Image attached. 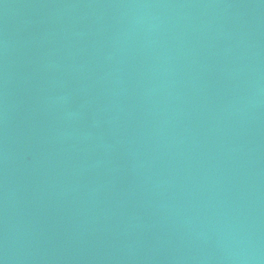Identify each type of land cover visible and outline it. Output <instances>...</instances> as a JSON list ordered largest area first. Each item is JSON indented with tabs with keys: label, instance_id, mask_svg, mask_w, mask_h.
Segmentation results:
<instances>
[{
	"label": "water",
	"instance_id": "water-1",
	"mask_svg": "<svg viewBox=\"0 0 264 264\" xmlns=\"http://www.w3.org/2000/svg\"><path fill=\"white\" fill-rule=\"evenodd\" d=\"M0 176L40 264H264V0H0Z\"/></svg>",
	"mask_w": 264,
	"mask_h": 264
}]
</instances>
